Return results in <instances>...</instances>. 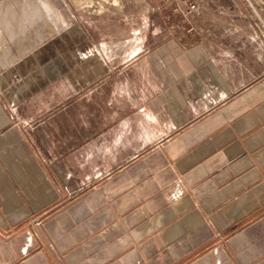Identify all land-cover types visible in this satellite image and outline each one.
<instances>
[{"label":"crops","instance_id":"obj_1","mask_svg":"<svg viewBox=\"0 0 264 264\" xmlns=\"http://www.w3.org/2000/svg\"><path fill=\"white\" fill-rule=\"evenodd\" d=\"M33 1L0 0V264H264V52L153 26L66 61Z\"/></svg>","mask_w":264,"mask_h":264},{"label":"rangeland","instance_id":"obj_2","mask_svg":"<svg viewBox=\"0 0 264 264\" xmlns=\"http://www.w3.org/2000/svg\"><path fill=\"white\" fill-rule=\"evenodd\" d=\"M45 1L55 12L66 16V23H58L56 30H52L49 18L40 15L41 11L44 12L40 0H34L30 5L34 25L43 26L50 40L55 42L57 37L59 42L64 40L63 56L66 61L89 55L97 58L126 56L132 46L138 52L143 43L140 38H146L153 26L178 41H183L185 35L193 34L197 39L212 42V36L219 32L224 35L226 47L232 41H241L243 44L250 43L257 48V52H264V0H204V10L199 9L198 0L197 11L189 17L175 13L166 0ZM200 10L203 12L198 13ZM72 14L79 23L73 22ZM77 25L81 29H90L96 47L89 50L81 42L80 49L77 48L73 43L76 37L72 33V27L79 32ZM225 52H228L227 48ZM83 182L82 190L91 185L92 179ZM74 196L78 195L71 194L69 198ZM255 232L264 234V229L255 228Z\"/></svg>","mask_w":264,"mask_h":264},{"label":"built area","instance_id":"obj_3","mask_svg":"<svg viewBox=\"0 0 264 264\" xmlns=\"http://www.w3.org/2000/svg\"><path fill=\"white\" fill-rule=\"evenodd\" d=\"M175 13H180L185 17L191 16L197 11L198 0H166Z\"/></svg>","mask_w":264,"mask_h":264}]
</instances>
